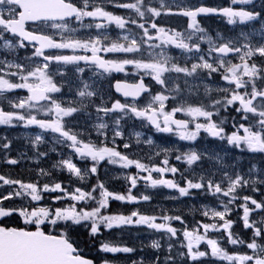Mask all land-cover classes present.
I'll return each instance as SVG.
<instances>
[{
  "label": "snow or ice",
  "instance_id": "snow-or-ice-1",
  "mask_svg": "<svg viewBox=\"0 0 264 264\" xmlns=\"http://www.w3.org/2000/svg\"><path fill=\"white\" fill-rule=\"evenodd\" d=\"M211 16L247 31L213 36L198 20ZM175 19L182 23L172 25ZM111 26L120 30L115 38ZM0 47V125L40 130L26 135L25 149L15 155L12 140L0 136V164L26 161L36 176L26 181L0 174V264H95L82 254L81 241L95 246L108 230L139 226L162 233L166 247L153 239L152 251L132 264H264V0H228L226 6L202 0H0ZM112 73L139 79L113 84ZM137 121L185 143L161 146L148 135L143 144L150 154L140 156L142 133L125 135L127 123ZM45 134L60 150H41ZM51 152L59 159L46 170L40 165ZM109 165L137 170L125 173L123 193L102 178L101 168ZM64 171L79 183L43 179ZM141 181L146 188L174 190L172 200L211 198L190 210L204 220L194 217L189 226L182 214L167 210L159 216L135 208L110 213V200L150 201V195L133 194ZM234 225L246 230L244 239ZM209 230L235 250H225ZM98 252L135 249L100 240ZM100 264L113 262L102 256Z\"/></svg>",
  "mask_w": 264,
  "mask_h": 264
},
{
  "label": "flooded vegetation",
  "instance_id": "flooded-vegetation-1",
  "mask_svg": "<svg viewBox=\"0 0 264 264\" xmlns=\"http://www.w3.org/2000/svg\"><path fill=\"white\" fill-rule=\"evenodd\" d=\"M193 2H197V0H193ZM202 2L206 5H209V6H226L228 3V0H202ZM198 20L200 21L201 26L204 27L208 31H212V30L223 31V30H229V29L230 30H240V29L246 28L245 26L239 25V24H237L235 26L228 25L226 20L222 17H217V18L198 17ZM83 166H84V164H83ZM136 171H137L136 169L135 170L127 169L126 173L132 174V172L136 173ZM106 175L109 177L108 178L104 177L103 179H105V181L107 182L109 189H114V190L119 189V191H121V193H123V189H125V187H126V183H125L126 181H122L121 179H118V180L115 179L116 172L113 169H108ZM171 175H172L171 173H166L165 178H171ZM113 179H114V181H112ZM177 180H179L178 175H177ZM128 186H130V185H128ZM157 188L161 191V193L150 195L147 192L148 189L145 187L144 182L141 181L138 185V189H134L133 193L134 194L143 193L146 195H150L151 199L148 202L140 201L138 204H128L127 202H123L124 205L130 206V210L127 212V214L131 210H133L134 208L138 209L142 213L155 214L157 216L160 215V210H167L169 212V214H173L174 212H178L181 214V207H180L181 199L178 198L177 200H172V199L168 198V197L173 196V195L178 197V193H175L174 190H169V189H166L163 187H157ZM114 202H116V201L110 200L109 204L111 205ZM183 208L185 210H190L191 207L188 204V205L184 206ZM236 210H238V209H236ZM236 210H234V211H236ZM183 217L185 218V220H191V216L189 214L184 213ZM232 218L235 219L237 217L232 216ZM157 222H159V220ZM172 224L178 225L179 222L173 221ZM96 251L98 252V249H96Z\"/></svg>",
  "mask_w": 264,
  "mask_h": 264
},
{
  "label": "rangeland",
  "instance_id": "rangeland-1",
  "mask_svg": "<svg viewBox=\"0 0 264 264\" xmlns=\"http://www.w3.org/2000/svg\"><path fill=\"white\" fill-rule=\"evenodd\" d=\"M41 27H43V26H41ZM47 31H49V32H51L52 31V29H50V28H48V29H46ZM243 30V29H242ZM241 31V30H240ZM244 31H246V30H244ZM120 32V30H118V29H116L115 28V26H111V35L113 36V38H115L116 37V35L118 34ZM239 31H237V32H232V33H229V34H227V35H234V34H237ZM203 47H207L206 45H203ZM4 49L2 48V47H0V57H2V55H3V53H4ZM31 51V49H29V52ZM172 51V53L173 54H176V52H177V50H175V49H172L171 50ZM101 55H104L103 53H101ZM128 71L130 72V68H128ZM71 74V73H70ZM122 77H124V79L125 80H129V81H135L137 78H139V77H133V76H131V75H129V76H127V77H125V75L123 74V73H119ZM146 79H148V78H146ZM222 83V82H221ZM112 91V90H111ZM11 95V94H10ZM16 95H18V96H26L27 95V93H26V91H24V90H16ZM112 95H113V92H112ZM114 96V95H113ZM4 107L5 108H7L8 107V105H7V103L5 102V104H4ZM6 128V131H11V129L10 128H8V127H6V126H3V125H0V128ZM14 131H15V133L17 134V136H15L13 139H18L19 140V143H18V148H14L12 151H17V150H20V151H23L24 149H25V143H24V140H25V136L26 135H28V136H32V135H34L36 132H39L40 130L38 129V128H35L34 126H32V127H29V128H24V127H14V128H12ZM146 128H144V127H141L140 126V123L137 121L136 123H132V122H128L127 123V125H126V127H125V135H128L129 134V130L131 131V132H136V131H139V132H141L142 133V136H141V145L143 146L144 144H143V140L144 139H146L147 138V136L148 135H151L152 137L154 136V135H152V134H150V133H148L146 130H145ZM94 135H95V133H94ZM174 137V136H173ZM111 138V133H109V139ZM12 140V139H11ZM201 142H203V141H201ZM133 143H135V141L133 140ZM157 145H161V146H166L167 144H169V143H172L173 144V146H179L180 144H183V143H185V142H180V141H178L177 139H176V137H174V138H172V139H170V140H168V141H166L165 143H157V142H155ZM49 145H52V146H54L57 150H60V145H58V144H55V145H53L52 144V136H51V134H45V143L44 144H42L41 145V149L42 150H44V151H47L48 150V147H49ZM145 147H146V153H145V155L147 156L148 154H150L149 153V150H148V146H146V145H144ZM29 150H30V148H29ZM64 151V154L65 155H67L68 154V149H64L63 150ZM49 154H53L54 156H55V159H49V163H50V165H52V163H53V161H55V160H57V159H59V157H57L56 156V153L55 152H51V153H49ZM15 155V154H14ZM24 162H26V161H22L21 163H24ZM146 162H147V160H146ZM170 162L172 163V165L176 162L177 163V165H178V163L179 162H177V161H175V159H174V156L172 155V154H170ZM206 163V165H205V167H207V162H205ZM119 166V165H118ZM63 173H65V174H68L66 171H64ZM69 175V174H68ZM180 206H181V204H180ZM195 206V205H194ZM199 231V233H200V231H202L203 233H204V230L201 228V229H199L198 230ZM209 232H211V233H213V238H215L214 237V233L215 232H213V231H211V230H209ZM154 238H147L146 239V244H147V246H149L150 245V242L153 240ZM216 239V238H215ZM222 239V238H221ZM220 239V240H221ZM155 240H157L158 241V239L156 238ZM218 240V239H217ZM219 241V240H218Z\"/></svg>",
  "mask_w": 264,
  "mask_h": 264
},
{
  "label": "trees",
  "instance_id": "trees-1",
  "mask_svg": "<svg viewBox=\"0 0 264 264\" xmlns=\"http://www.w3.org/2000/svg\"><path fill=\"white\" fill-rule=\"evenodd\" d=\"M53 177H54V179H58V180L62 181L65 184V181L62 179L61 175H53ZM116 209H117V207H116ZM119 210L120 209L118 208V211ZM109 212H110V209H109ZM188 225L189 226H193V223L188 224ZM233 227L235 229V234L236 235H240V238L244 239L245 236L241 235V233L245 232L246 230H243L242 225H234ZM151 233L152 232H149L148 236H152L153 234H151ZM109 234H111V238L113 239L112 241L124 244L125 246H128V247H133L135 249V253L131 254V256H133L134 259L137 257L135 255L137 253L138 254H145V255L148 254L149 247L145 248L142 244H140V243H138L136 241V238L138 236H143L145 234V233L141 232L139 228H137V227H132L130 229L126 228L122 232L120 230H118V229H111V230H108L107 233L101 234L98 238L108 237L107 235H109ZM86 235L87 234L85 233V236ZM117 235L119 237L116 238ZM250 235H251V233L247 232V236H250ZM208 236L210 238H213L209 232H208ZM181 238H182V236H181ZM220 244H221L222 247L227 248V251H229V252H232L233 250H235L234 246L226 244V238H223L220 241ZM94 247L95 246H93V242L89 241L87 239H84L83 241L80 242V248L82 249V254H84V255H86L88 257H91L93 259H95V254L93 252ZM239 249L242 250V251H246L247 250L246 247H239ZM112 262H114V261H112ZM129 262H131V263H129ZM120 264H132V261L129 259V260H126V261H124V262H122Z\"/></svg>",
  "mask_w": 264,
  "mask_h": 264
},
{
  "label": "water",
  "instance_id": "water-1",
  "mask_svg": "<svg viewBox=\"0 0 264 264\" xmlns=\"http://www.w3.org/2000/svg\"><path fill=\"white\" fill-rule=\"evenodd\" d=\"M115 82H116V81H115ZM115 82H114V83H115ZM114 83H113V84H114ZM128 83H130V82H128ZM113 91H114L115 94L119 95L118 93L115 92V89H114V88H113ZM122 98H123V97H122ZM129 99H131V98H129ZM137 99H139V98H137Z\"/></svg>",
  "mask_w": 264,
  "mask_h": 264
}]
</instances>
